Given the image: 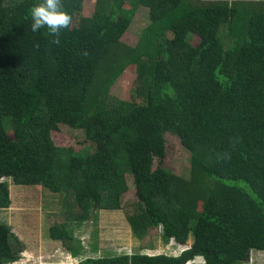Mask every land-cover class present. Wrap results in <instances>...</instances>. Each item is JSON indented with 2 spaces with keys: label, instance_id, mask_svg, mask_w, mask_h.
<instances>
[{
  "label": "trees",
  "instance_id": "obj_1",
  "mask_svg": "<svg viewBox=\"0 0 264 264\" xmlns=\"http://www.w3.org/2000/svg\"><path fill=\"white\" fill-rule=\"evenodd\" d=\"M139 1L151 22L129 46L121 40L134 10L124 14V0H97L92 17L80 15L84 0H62L72 22L58 44L47 28L32 31L39 0H0V211L11 205L8 179L62 194L66 223L50 237L75 258L86 251L68 224L101 210L122 209L139 239L150 229L163 243L192 239L179 256L76 264H247L264 252V0ZM135 64L133 100L116 97ZM59 125L82 131L89 147L57 146ZM167 133L190 152V179L163 167ZM23 250L0 219V264Z\"/></svg>",
  "mask_w": 264,
  "mask_h": 264
},
{
  "label": "rangeland",
  "instance_id": "obj_2",
  "mask_svg": "<svg viewBox=\"0 0 264 264\" xmlns=\"http://www.w3.org/2000/svg\"><path fill=\"white\" fill-rule=\"evenodd\" d=\"M125 6L123 13L134 10L133 22L125 35L122 37V43L135 46L141 35L142 30L151 22L149 17V9L141 6L139 0H124ZM97 0H84L81 16L92 17L95 13ZM77 22V21H76ZM191 43L197 46L200 40L197 37L191 38ZM139 65L135 64L124 72L117 83L112 88V93L121 99L133 100L134 82L137 76ZM4 127L9 137H13L10 118L4 117ZM52 138L57 146L71 147L75 151H80L88 146L85 142L84 133L80 130H74L65 125H59V130L52 133ZM166 156L163 161V167L183 179H190L191 164L190 152L183 146L179 137L172 133L165 135ZM89 147V146H88ZM158 160L154 161V167ZM127 192L121 198V206L123 208H131V205L136 204V196L133 179L130 176L126 177ZM9 197L11 205L8 209L0 211V219L16 222L26 227L29 225L28 232L23 230L22 238L28 245L30 240L37 239L32 242L31 248L33 254L31 259L25 264H76L79 260L72 258L70 253L64 247L63 242L51 240L49 234L50 229L55 225L66 223L63 195L53 193L42 185H18L11 179H8ZM125 212L120 209L117 211H99L94 220H89L86 224L76 230V223L68 224L70 230L75 231L83 242L89 240L90 234L92 237H97V250L101 253L94 252L97 256L105 253L107 250L101 249L102 246L111 247L115 254H133L136 252H155L152 246L158 245L159 251L178 252L177 248L171 247L174 242H169L168 247L160 243V234L158 229H150L141 239L134 238L129 233V227L125 223ZM23 228V229H24ZM113 231V232H112ZM119 233L121 235H119ZM100 237L101 239L100 241ZM39 238V239H38ZM99 246L101 248H99ZM170 246V247H169ZM167 247V248H166ZM115 249V250H114ZM96 251V249H95ZM109 251V250H108ZM127 253V254H126ZM206 264V261L204 259ZM251 264H264V253H253ZM249 263V264H250Z\"/></svg>",
  "mask_w": 264,
  "mask_h": 264
},
{
  "label": "crops",
  "instance_id": "obj_3",
  "mask_svg": "<svg viewBox=\"0 0 264 264\" xmlns=\"http://www.w3.org/2000/svg\"><path fill=\"white\" fill-rule=\"evenodd\" d=\"M3 210H5V209H3ZM125 220V223L127 224V226L129 227V233L132 235V237H134L135 238V236L133 235V232H132V229H131V227H130V225L128 224V222H127V220L126 219H124ZM2 221H4L3 219H2ZM89 221V220H88ZM87 221V222H88ZM4 222H6L10 227H11V229H12V233L16 236V237H18V239L20 240V242L23 244V246H24V250H23V253H22V256H21V260L20 261H18V262H16V263H14V264H25L27 261H29V259H31L32 258V256H34V255H31V254H33V253H31V252H33V249L31 248V246H32V242H34V241H36L37 239H31L30 240V242H29V244L27 245L26 244V242L23 240V238H22V233H23V230L25 231V232H28V230H29V225H28V223H26V227L24 228L22 225H20V224H18V223H16V222H11L10 221V218L7 220L6 219V221H4ZM86 222V223H87ZM86 223H84V224H86ZM84 224H82L81 226H79V227H77L76 226V230H78V228H80V227H82ZM24 228V229H23ZM113 232V231H112ZM119 235H121L120 233H119ZM49 236H50V234H49ZM51 238V237H50ZM75 238L76 239H78L80 242H81V245H82V247L84 248L83 250L84 251H86V253H85V255L83 254L82 256H80V257H78V258H75V257H73L71 254V256H72V258H74V259H76V261H77V259L79 260V261H81L82 259H85V258H88V257H93V256H95V257H107V256H114V255H120V254H115L114 252H113V250H111L112 248L111 247H107V246H102V248L99 246V248H101V249H103V250H107L105 253H103V254H100L99 256H97L96 254H94V252H99V253H101V251H100V249H98L97 250V237L95 236V234H94V237H92V235L90 234V236H89V240L88 241H86V242H83L80 238H78L77 237V235L75 236ZM39 239V238H38ZM101 239H103L102 237H100V241H101ZM139 239V238H138ZM51 240H53L52 238H51ZM53 241H55V240H53ZM170 242V241H169ZM168 242V243H169ZM171 242H174L173 240H171ZM160 243L161 244H164L165 246H167L168 247V245H170V244H168V243H163L161 240H160ZM168 244V245H167ZM191 244H192V239H189L187 242H186V244H184V245H178V244H176L175 242H174V244L171 246V247H173V248H177L178 250V252H176V254H174L173 252H166L165 250H162L161 252L159 251V249L160 248H158V245L157 244H155V246H152L151 248L152 249H155V252H148V253H143V252H136L137 254H145V255H149V256H156V255H161V254H165V255H172V256H179V255H181L182 253H183V251L184 250H186V249H188L190 246H191ZM96 245V246H95ZM166 247V248H167ZM170 247V246H169ZM95 249H96V251H95ZM109 250V251H108ZM115 250V249H114ZM136 253H133V254H136ZM253 253H260V252H255V251H252L251 252V254H250V260L249 261H251V257L253 256ZM262 253H264V252H262ZM127 254V253H126ZM133 254H127V255H133ZM78 261V262H79ZM77 262V263H78ZM250 262H248L247 264H249ZM189 264H205V262H204V260L201 258V257H197V258H195L193 261H192V263H189ZM251 264V263H250Z\"/></svg>",
  "mask_w": 264,
  "mask_h": 264
},
{
  "label": "clouds",
  "instance_id": "obj_4",
  "mask_svg": "<svg viewBox=\"0 0 264 264\" xmlns=\"http://www.w3.org/2000/svg\"><path fill=\"white\" fill-rule=\"evenodd\" d=\"M29 12L33 21L32 31L36 32L42 28H47L49 34L56 37L53 42L57 44L59 43L61 30L70 28L72 22V17L64 9L62 0H39L30 8ZM189 263H192V261L187 264Z\"/></svg>",
  "mask_w": 264,
  "mask_h": 264
}]
</instances>
